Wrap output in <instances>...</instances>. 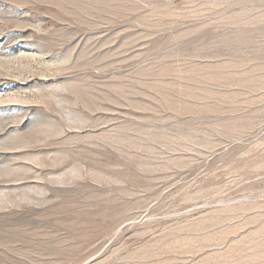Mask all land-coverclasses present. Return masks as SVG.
<instances>
[{
    "label": "rangeland",
    "instance_id": "1",
    "mask_svg": "<svg viewBox=\"0 0 264 264\" xmlns=\"http://www.w3.org/2000/svg\"><path fill=\"white\" fill-rule=\"evenodd\" d=\"M0 264H264V0H0Z\"/></svg>",
    "mask_w": 264,
    "mask_h": 264
}]
</instances>
